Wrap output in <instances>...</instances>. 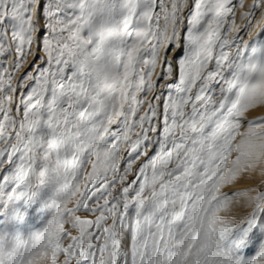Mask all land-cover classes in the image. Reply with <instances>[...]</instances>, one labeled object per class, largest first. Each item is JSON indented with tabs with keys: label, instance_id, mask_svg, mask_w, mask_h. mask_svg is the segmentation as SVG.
<instances>
[{
	"label": "snow or ice",
	"instance_id": "1",
	"mask_svg": "<svg viewBox=\"0 0 264 264\" xmlns=\"http://www.w3.org/2000/svg\"><path fill=\"white\" fill-rule=\"evenodd\" d=\"M0 57V264H264V0H0Z\"/></svg>",
	"mask_w": 264,
	"mask_h": 264
},
{
	"label": "rangeland",
	"instance_id": "2",
	"mask_svg": "<svg viewBox=\"0 0 264 264\" xmlns=\"http://www.w3.org/2000/svg\"><path fill=\"white\" fill-rule=\"evenodd\" d=\"M244 2H245V4H247V3H250V0H244ZM242 11H244V9L243 8H240L239 5L237 4L236 5V13H237L236 24L237 25H240V24H242V23L245 22V21H243V20L240 19V13ZM41 23H43V21H41ZM181 27L183 28L184 25L181 24ZM231 35H235V33H232ZM241 36H242V38L244 40H247L248 39V34L246 32H242L241 33ZM186 49H187V45L185 43L184 50L183 51H177L176 49H174L173 51H171V52L168 53L169 60L172 61L174 67H175V64H176L177 60L181 56L184 55V51H186ZM231 50L234 51V49H231ZM41 55H43V53H41ZM10 59L11 58L4 59L3 57H0V63H3L5 65H7L9 63ZM28 59H29V61H31V57H29ZM213 67H214V61L209 64V69L208 70H212ZM31 70L32 69L28 65H26L25 68L21 70V72L31 71ZM157 72H159V66L157 67ZM17 75L19 76L20 74L18 73ZM155 79H156V77L153 76V81H155ZM13 83L15 84V81ZM160 83L163 84L164 82L161 81ZM161 91L162 90L159 87H157V88H154L152 91H149L148 94H147V96H143L142 95V98L146 101V103L144 104L143 109L141 110V114H143V110H146V108H147V102L148 101H152V96H153L154 93L157 96H161V99L166 98L167 91L165 90L163 92V95H161ZM173 94H175V93L173 92ZM152 102L153 103H159V101H152ZM262 113H264V107L258 108L255 111V113H254V111H250L246 115H247V118L248 119H251V118H254L255 116H258V115H260ZM246 128H247V124H243V126L240 129V131L243 132V131L246 130ZM136 131H139V129H136ZM154 154H155L154 152H150L149 153V156H152ZM130 155H131V153L128 151V146L127 145H123L122 146V149H121V154H120V156H121V165H120L121 170H123V167L126 166V163H127L128 158H129ZM144 160H145V157L141 156L140 157V160L135 161L133 163V172H135L138 169L140 163L143 162ZM132 179H134V176L132 174H129V181H131ZM262 183H264V175H262L261 172L259 170H257L254 174L249 173L248 175H243L240 179H238L237 182H233V183H230V184H225L222 187V191H225V192H233V191H245L247 189L260 190V187H261V184ZM119 187L120 186L117 185V189H119ZM252 194H254V192ZM235 199L240 200L241 201V205H242L243 201H242L241 198L237 197ZM241 205H238L237 208H236V210H235V212H234V214L236 215L237 218L242 217L247 212V209L244 208ZM129 214H131V213H129ZM76 215H79V216H81L82 218H85V219H95V216L96 215H99V213L93 214V213L86 212V211H80V212H77ZM110 222L111 221L109 220V223ZM35 223H36L37 226L40 225V219H39V217L36 219ZM65 227L70 232H72L73 235L78 234V229L72 228L70 223H66L65 224ZM65 242L67 243V241H65Z\"/></svg>",
	"mask_w": 264,
	"mask_h": 264
},
{
	"label": "bare ground",
	"instance_id": "3",
	"mask_svg": "<svg viewBox=\"0 0 264 264\" xmlns=\"http://www.w3.org/2000/svg\"><path fill=\"white\" fill-rule=\"evenodd\" d=\"M254 113H255V111H254Z\"/></svg>",
	"mask_w": 264,
	"mask_h": 264
}]
</instances>
